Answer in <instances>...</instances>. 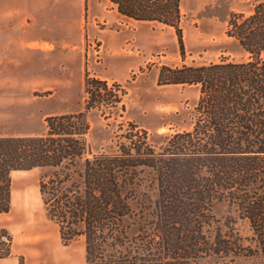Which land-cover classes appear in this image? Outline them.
<instances>
[{
  "label": "trees",
  "instance_id": "obj_1",
  "mask_svg": "<svg viewBox=\"0 0 264 264\" xmlns=\"http://www.w3.org/2000/svg\"><path fill=\"white\" fill-rule=\"evenodd\" d=\"M109 1L128 19L174 27L184 56L181 0ZM226 34L247 59L160 69V85L199 88L190 130L150 135L128 122L94 150L89 112L126 107L117 85L89 77L84 110L46 117L40 134L0 135V214L12 208V173L37 168L48 216L65 242L84 237L86 264L264 259V0L232 12ZM12 246L0 227V258Z\"/></svg>",
  "mask_w": 264,
  "mask_h": 264
},
{
  "label": "rangeland",
  "instance_id": "obj_2",
  "mask_svg": "<svg viewBox=\"0 0 264 264\" xmlns=\"http://www.w3.org/2000/svg\"><path fill=\"white\" fill-rule=\"evenodd\" d=\"M69 1H56L54 28L45 42L28 44L27 39L40 31L23 29L22 34L14 28V19L3 16L0 135L40 134L46 130V117L84 110L89 77L106 80L109 87L117 85L120 94L124 91L126 107L123 116L89 112L92 130L88 138L94 150L107 148L121 127L128 128V122L150 135L190 130L199 88L160 85L161 67L247 59L238 42L226 34L227 21L232 12L249 14L259 0H181L184 56L174 27L128 19L109 0ZM38 15L47 16L45 12ZM19 34L22 47L14 40ZM42 173L37 168L12 173V208L0 214V227L23 253L21 264L26 263V256L33 264L40 260L54 264L62 256L65 264H86L84 237L65 242L47 214L40 192ZM225 211L223 204L214 208L219 219ZM238 227L248 237L246 224L240 222ZM200 264L219 263L204 260ZM221 264H264V259L241 256Z\"/></svg>",
  "mask_w": 264,
  "mask_h": 264
},
{
  "label": "crops",
  "instance_id": "obj_3",
  "mask_svg": "<svg viewBox=\"0 0 264 264\" xmlns=\"http://www.w3.org/2000/svg\"><path fill=\"white\" fill-rule=\"evenodd\" d=\"M59 4L64 2H70L69 0H56ZM55 0H0V29L3 28L2 20L3 16L6 18L14 19L13 23L14 28L20 30H38L35 36H32L27 39L28 44L36 43L39 41L48 40V35L50 34L49 30L53 29L52 23L55 21L54 9L56 7ZM77 1V0H76ZM79 1V0H78ZM108 2V0H105ZM70 5V4H69ZM50 8V9H49ZM45 12L47 14L46 18L42 15ZM40 17V18H39ZM44 20V21H43ZM25 22V23H24ZM12 26V25H11ZM45 29V30H44ZM44 30V31H43ZM37 32V31H36ZM23 34V33H22ZM20 37H16L15 42L19 43V47H22V35L19 34ZM20 39V41L18 40ZM64 247H61L60 252L64 253ZM20 256H23V253L17 250L15 247V240L13 241L12 253L5 257L0 258V264H21ZM26 263L24 264H33L32 258L25 257ZM57 261L54 260V264H65L64 256L57 257ZM30 260V261H29ZM39 264H48L44 260H40Z\"/></svg>",
  "mask_w": 264,
  "mask_h": 264
}]
</instances>
